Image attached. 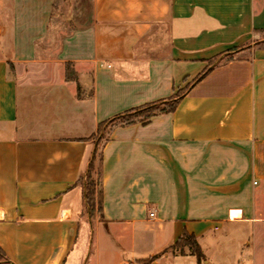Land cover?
<instances>
[{"label":"crops","instance_id":"crops-1","mask_svg":"<svg viewBox=\"0 0 264 264\" xmlns=\"http://www.w3.org/2000/svg\"><path fill=\"white\" fill-rule=\"evenodd\" d=\"M89 1L87 22L67 0H0L5 261L264 264V0ZM181 91L173 112L94 138ZM185 234L202 262L174 248Z\"/></svg>","mask_w":264,"mask_h":264},{"label":"trees","instance_id":"trees-1","mask_svg":"<svg viewBox=\"0 0 264 264\" xmlns=\"http://www.w3.org/2000/svg\"><path fill=\"white\" fill-rule=\"evenodd\" d=\"M75 78V71L72 65L68 64L67 79L74 80ZM184 93L185 91L178 92L174 97L167 101L155 102L140 108L132 109L114 117L113 119L105 121L100 125L98 134L94 136V138L98 141V144H100L101 140L106 138L107 133L113 128L132 125L137 122L147 123L158 114L173 112L177 108ZM96 163L97 157H94V160L90 165V170L86 177L87 183H85L87 206L90 209L92 216L94 215V212H96V210L99 213H103L104 190L102 186L101 174H98L97 180L94 178V174L96 170H98V168L96 167ZM97 186H99L100 188L98 192L96 189ZM186 247H189L191 249L192 254L196 255L200 262L204 260L205 254L203 252V249L193 235L185 234L174 246L175 249H181L182 252H185ZM0 255L4 257V253L2 252L1 248Z\"/></svg>","mask_w":264,"mask_h":264},{"label":"rangeland","instance_id":"rangeland-1","mask_svg":"<svg viewBox=\"0 0 264 264\" xmlns=\"http://www.w3.org/2000/svg\"><path fill=\"white\" fill-rule=\"evenodd\" d=\"M67 1H68V3L64 4L62 7L59 8L60 10H62L61 12L64 13L65 17H66L67 10L72 9L77 14V17L79 20H81V21L84 20L87 22L89 21V16H88L89 11H90V1L89 0H67ZM67 21H68V19H67ZM62 25H63V23H62ZM98 174H99V171L96 170V172L94 174V178L96 180L98 179ZM82 182L87 183V178L84 179V181H82ZM96 189L98 192L100 190L99 186H97ZM93 216L94 217L99 216V212H97V210H96V212H94ZM84 226H86V224H84ZM86 229L87 228H85V227H83V229H82V234H81V239H80V245L81 246L85 242L86 237H87L86 233H88V230H86ZM0 264H9L5 261V259L2 255H0Z\"/></svg>","mask_w":264,"mask_h":264},{"label":"built area","instance_id":"built-area-1","mask_svg":"<svg viewBox=\"0 0 264 264\" xmlns=\"http://www.w3.org/2000/svg\"><path fill=\"white\" fill-rule=\"evenodd\" d=\"M151 216H155V213L152 212V213H151Z\"/></svg>","mask_w":264,"mask_h":264}]
</instances>
